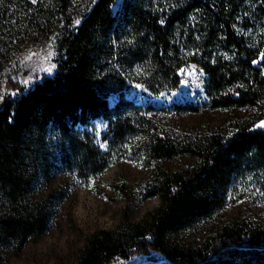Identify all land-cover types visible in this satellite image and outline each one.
<instances>
[{
  "label": "trees",
  "instance_id": "trees-1",
  "mask_svg": "<svg viewBox=\"0 0 264 264\" xmlns=\"http://www.w3.org/2000/svg\"><path fill=\"white\" fill-rule=\"evenodd\" d=\"M9 1L30 4L0 0V25ZM63 13L55 71L0 102V253L48 230L32 197L38 184L54 175L87 184L133 146L158 162L144 196L160 205L95 231L69 264L151 252L166 264H264V224L214 221L246 178L264 193V129L255 125L264 117V0H91L76 24ZM190 65L203 75L204 101L166 109L255 114L194 135L160 128L149 114L161 107L132 89L170 93ZM173 159L177 168L161 166Z\"/></svg>",
  "mask_w": 264,
  "mask_h": 264
},
{
  "label": "rangeland",
  "instance_id": "rangeland-1",
  "mask_svg": "<svg viewBox=\"0 0 264 264\" xmlns=\"http://www.w3.org/2000/svg\"><path fill=\"white\" fill-rule=\"evenodd\" d=\"M90 1L67 0L65 6L59 0H29L30 4L26 6L14 1L6 3V19L0 25V102L18 90L14 86L28 87L41 76L55 71L57 38L68 25L63 12L70 13V22L76 24L80 20V11ZM43 13L42 25L39 21ZM182 74L181 86L170 93L152 96L142 94L139 86L132 89V93L142 96V100L161 107L149 114L160 128L194 135L225 126L235 116L255 114L256 109L246 107L213 110L203 107L187 112L166 109L165 106L174 102L204 101L201 71L190 65ZM262 121L264 117L258 118L255 125L259 126ZM96 128L100 131L104 125L99 123ZM157 163L148 161L132 146L87 184L80 183L73 175H67L65 179L54 175L49 185L38 184L32 197L41 201L48 211V230L28 239L17 251L11 247L2 250L0 264H69L95 231L113 230L124 220L140 221L160 205L157 195L144 196ZM160 163L170 170L180 165L178 159ZM238 184L236 193L216 214L214 221L238 219L264 224V193L253 186L250 179ZM107 264L166 262L151 252L150 255L118 257Z\"/></svg>",
  "mask_w": 264,
  "mask_h": 264
},
{
  "label": "snow or ice",
  "instance_id": "snow-or-ice-1",
  "mask_svg": "<svg viewBox=\"0 0 264 264\" xmlns=\"http://www.w3.org/2000/svg\"><path fill=\"white\" fill-rule=\"evenodd\" d=\"M77 23H79V21H77ZM48 70L51 71V68H49ZM259 126L264 127V121H262Z\"/></svg>",
  "mask_w": 264,
  "mask_h": 264
}]
</instances>
